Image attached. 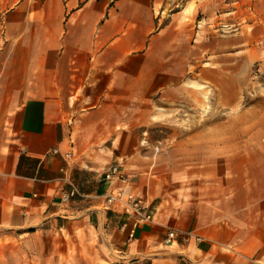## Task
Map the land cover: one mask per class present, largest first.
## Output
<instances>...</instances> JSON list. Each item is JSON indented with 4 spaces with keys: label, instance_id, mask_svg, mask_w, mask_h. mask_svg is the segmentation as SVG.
<instances>
[{
    "label": "crops",
    "instance_id": "obj_1",
    "mask_svg": "<svg viewBox=\"0 0 264 264\" xmlns=\"http://www.w3.org/2000/svg\"><path fill=\"white\" fill-rule=\"evenodd\" d=\"M163 4L15 0L0 14V258L10 247L28 264H68L69 251L81 264H264V145L228 112L243 98L242 32L181 33ZM251 49L264 76V42ZM213 74L215 127L198 109ZM166 104L204 123L170 147L157 132ZM113 165L126 180L106 177ZM71 183L80 194L65 202ZM117 188L153 217L133 235L131 216L105 206Z\"/></svg>",
    "mask_w": 264,
    "mask_h": 264
},
{
    "label": "rangeland",
    "instance_id": "obj_2",
    "mask_svg": "<svg viewBox=\"0 0 264 264\" xmlns=\"http://www.w3.org/2000/svg\"><path fill=\"white\" fill-rule=\"evenodd\" d=\"M15 0H0V14L5 12ZM164 22H168L172 15L175 16V22L181 33H189L192 31L194 24L198 30L203 31V26L211 30L213 38H228L232 33L241 31L244 39L245 59L242 66L243 72V98L242 103L237 108L228 109L229 113L243 114L242 126L238 123V128L245 131L259 130L260 144L264 145V76L259 71L258 62H250L253 54L252 43L257 41L264 42V30L259 27L264 23V0H164L162 6ZM191 40V35L189 36ZM214 45V44H213ZM227 74L222 75L224 78ZM220 74H213L212 90L208 89L206 95V105L199 107L202 112L212 113L211 123L215 127L219 119V107L216 101V86L220 81ZM189 89L199 86L197 75L189 74L183 81ZM225 111V110H224ZM195 112L193 106L186 105H165L164 120L159 123L157 132L159 138L163 140V146L170 147L175 142V135L181 131V134L192 132L203 126V122L191 121V115ZM169 113V114H168ZM259 115L260 122L252 121V117ZM236 123L229 122L228 128L235 129ZM175 139V140H174ZM68 264H81L82 258L76 256L75 251H69ZM17 257L14 260L11 257ZM31 254L25 250L14 249L10 247L4 248L2 251V264H28ZM85 261V260H84ZM1 264V263H0Z\"/></svg>",
    "mask_w": 264,
    "mask_h": 264
},
{
    "label": "built area",
    "instance_id": "obj_3",
    "mask_svg": "<svg viewBox=\"0 0 264 264\" xmlns=\"http://www.w3.org/2000/svg\"><path fill=\"white\" fill-rule=\"evenodd\" d=\"M53 153L57 150L53 149ZM70 154L66 156L69 157ZM107 178L112 177L115 180H126V176L122 172L121 168L117 165H113L111 171L106 175ZM79 191L74 184H70V190L63 194V200L69 201L71 198L79 195ZM106 207H114L122 210L132 218L131 235L142 224H150L152 222V215L149 212V206L144 197L134 194L128 191L126 188H117L107 193L104 197ZM174 239V234H170L167 238V242Z\"/></svg>",
    "mask_w": 264,
    "mask_h": 264
}]
</instances>
